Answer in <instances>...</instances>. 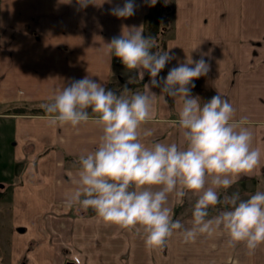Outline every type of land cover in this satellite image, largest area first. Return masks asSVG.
I'll list each match as a JSON object with an SVG mask.
<instances>
[{
    "label": "crops",
    "instance_id": "crops-1",
    "mask_svg": "<svg viewBox=\"0 0 264 264\" xmlns=\"http://www.w3.org/2000/svg\"><path fill=\"white\" fill-rule=\"evenodd\" d=\"M161 1H168L172 12L163 45L158 42L157 47L161 51L171 50L175 59L165 66L158 79L166 77L178 62L204 56L210 71L192 82V95L205 102L217 93L227 99L235 109V119L247 118V127L253 132L252 147L262 153L254 170L236 177L232 187L219 193L221 199L234 192L247 199L258 189L264 190V0H158ZM94 3L80 8L77 0H0V105L11 101L48 103L57 91L84 77L117 94L124 86L144 91L150 76L145 73L143 79L137 77L129 83V77L135 73L108 53L107 44L125 27L145 26L153 6L146 0H135V14L118 19L110 14V9L122 6L124 0ZM152 91L160 95L159 88ZM165 100L166 103L157 98L152 119L144 125L153 130L146 143H181L179 130L172 124L178 118L180 105L170 97ZM0 119H12L14 145H7L12 158L6 164L10 174L13 167L23 165L21 177H76V167L66 157L78 159L93 151L102 134L91 121L78 128L50 126L45 112L9 114L3 109ZM3 136L0 127L2 140ZM195 200L191 194L183 199L185 206ZM179 202L170 197L168 206L173 210ZM222 209L218 205L210 215ZM79 212V225L87 235L92 233L108 242L115 255L120 254L119 246L129 260L139 256L145 262L151 254L158 264H264V245L249 255L243 244L228 246L226 235L219 231L212 237L200 236L194 243H184L177 232L154 252L145 247L142 238L137 252L131 246L136 229L102 223L90 209ZM176 219L186 228L191 227V209L183 208ZM72 255L88 264L73 251L65 252L59 264L71 263Z\"/></svg>",
    "mask_w": 264,
    "mask_h": 264
},
{
    "label": "clouds",
    "instance_id": "clouds-1",
    "mask_svg": "<svg viewBox=\"0 0 264 264\" xmlns=\"http://www.w3.org/2000/svg\"><path fill=\"white\" fill-rule=\"evenodd\" d=\"M155 6L158 0H146ZM80 8L94 0H77ZM135 0L110 9L118 19L135 14ZM144 26L125 27L107 44V51L135 73L134 83L150 76L144 91L127 86L117 94L101 83L84 77L73 80L42 105L50 126L78 128L91 121L102 134L97 147L75 161V188L65 206L92 210L98 220L122 229H142L145 247H162L179 232L184 243L200 236L222 232L228 246L243 244L248 254L264 245V190L247 199L239 192L220 198V190L232 187L236 177L254 170L261 150L253 148V132L246 117L235 119L233 105L218 93L209 101L192 95V83L206 76L210 65L199 60L178 62L166 77H159L175 59L171 50L161 51L156 37L144 35ZM155 49V51H153ZM160 89V95L152 91ZM170 97L179 103L178 118L172 124L179 130L181 143L145 141L153 135L144 125L152 119L157 98ZM196 197L191 208V227L173 219L169 198L182 202ZM222 205L215 215L213 209Z\"/></svg>",
    "mask_w": 264,
    "mask_h": 264
},
{
    "label": "rangeland",
    "instance_id": "rangeland-1",
    "mask_svg": "<svg viewBox=\"0 0 264 264\" xmlns=\"http://www.w3.org/2000/svg\"><path fill=\"white\" fill-rule=\"evenodd\" d=\"M13 88L16 92V86ZM44 102L47 100L29 104L11 101L1 104L0 110L15 114L16 107H36ZM0 123L4 132L3 140L0 138V163L6 164L12 158L7 145H14L13 122L12 119H0ZM70 164L75 165L72 160ZM9 167L8 164L0 166V264H59L68 251L79 254L88 264H158L151 254L145 262L139 256L129 260L118 245L120 254L115 255L114 247L112 249L108 242L83 231L79 225L82 221L78 217L81 215L79 209L64 205L75 188L77 177H21L23 165L13 167L11 174ZM45 193H54V196L46 197ZM193 204L190 202L185 206L184 203L183 208L189 210ZM110 232L113 234L114 231ZM132 239L131 246L139 252L142 229L134 230Z\"/></svg>",
    "mask_w": 264,
    "mask_h": 264
},
{
    "label": "trees",
    "instance_id": "trees-1",
    "mask_svg": "<svg viewBox=\"0 0 264 264\" xmlns=\"http://www.w3.org/2000/svg\"><path fill=\"white\" fill-rule=\"evenodd\" d=\"M172 12V8L168 1L157 2L155 6L152 7V11L147 16V21L144 26V35H153L156 37V43L162 47L164 42V36L169 29V15ZM15 114H25V113H44V109L41 106L36 107H16L14 109ZM75 163L78 159L66 157V161ZM184 206V201L177 203L173 209V219H176Z\"/></svg>",
    "mask_w": 264,
    "mask_h": 264
},
{
    "label": "built area",
    "instance_id": "built-area-1",
    "mask_svg": "<svg viewBox=\"0 0 264 264\" xmlns=\"http://www.w3.org/2000/svg\"><path fill=\"white\" fill-rule=\"evenodd\" d=\"M69 261H71V264H83L82 260L75 255H72Z\"/></svg>",
    "mask_w": 264,
    "mask_h": 264
},
{
    "label": "water",
    "instance_id": "water-1",
    "mask_svg": "<svg viewBox=\"0 0 264 264\" xmlns=\"http://www.w3.org/2000/svg\"><path fill=\"white\" fill-rule=\"evenodd\" d=\"M66 264H71V263H66Z\"/></svg>",
    "mask_w": 264,
    "mask_h": 264
}]
</instances>
